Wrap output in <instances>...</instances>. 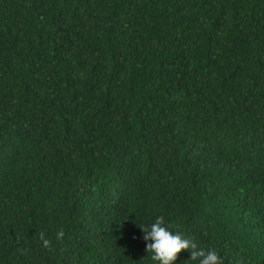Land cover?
<instances>
[{
  "label": "trees",
  "instance_id": "16d2710c",
  "mask_svg": "<svg viewBox=\"0 0 264 264\" xmlns=\"http://www.w3.org/2000/svg\"><path fill=\"white\" fill-rule=\"evenodd\" d=\"M157 216L264 264V0H0V264H158Z\"/></svg>",
  "mask_w": 264,
  "mask_h": 264
},
{
  "label": "clouds",
  "instance_id": "9594fccd",
  "mask_svg": "<svg viewBox=\"0 0 264 264\" xmlns=\"http://www.w3.org/2000/svg\"><path fill=\"white\" fill-rule=\"evenodd\" d=\"M141 229L146 249L151 252L152 260L158 264H176L178 254L182 250H187L190 260L196 261L197 264H221L220 256L215 250H205L194 239L172 231L163 216H157L152 223ZM63 235V231L57 234L58 238ZM40 237L43 246L47 248L50 240L45 238L44 233H41Z\"/></svg>",
  "mask_w": 264,
  "mask_h": 264
}]
</instances>
